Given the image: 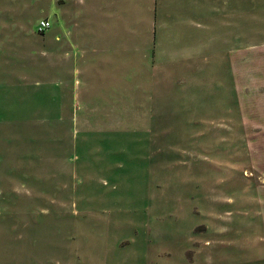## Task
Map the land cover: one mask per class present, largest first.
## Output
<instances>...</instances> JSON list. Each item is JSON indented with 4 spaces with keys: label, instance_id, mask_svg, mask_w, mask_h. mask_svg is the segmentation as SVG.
<instances>
[{
    "label": "rangeland",
    "instance_id": "374dc122",
    "mask_svg": "<svg viewBox=\"0 0 264 264\" xmlns=\"http://www.w3.org/2000/svg\"><path fill=\"white\" fill-rule=\"evenodd\" d=\"M262 46L264 0H0V264H264Z\"/></svg>",
    "mask_w": 264,
    "mask_h": 264
},
{
    "label": "crops",
    "instance_id": "0c3cea01",
    "mask_svg": "<svg viewBox=\"0 0 264 264\" xmlns=\"http://www.w3.org/2000/svg\"><path fill=\"white\" fill-rule=\"evenodd\" d=\"M105 30H88L87 29V96H91L94 101H91L87 98V108L91 110L93 109V112L95 114H111L116 115V109L114 106V101L116 104L117 94L114 95V92L117 90V84H121V90H122V83H123V77L121 75L117 74V59H111L110 61L107 59L106 55L105 57H101L98 59V67L96 68V71L92 70V65L88 61V54L89 51L97 49H102L107 47L108 44H104L101 37L106 36L107 34L104 33ZM47 37L45 40V43L47 46L53 47L56 44H61L62 47H65L67 45H72V47H75L73 43H76L74 40V29H62V30H51L49 29L46 31ZM113 46V45H112ZM135 46H137V50H140V42L135 43ZM261 50L264 48V46L259 47ZM95 51H98V50ZM103 51V50H102ZM105 52V51H104ZM260 62L256 65H249L247 69H249L250 73L255 69V74H258L260 76V83H264V53H261L259 55ZM116 65V68H112L109 72L104 74L99 69L102 65ZM147 81L148 84H151L153 87L157 80L155 78H148L145 79V82ZM158 82H162L163 84L166 83V77L161 78ZM153 103L151 102V105H149V108L154 112V100H156L155 96H151ZM165 98V97H164ZM260 101V111H259V117L260 119H263L262 126L264 127V95L261 94L260 98L257 102ZM259 104V103H258ZM92 105V106H91ZM247 104H245V118H244V125L246 128L247 120H248V110H247ZM153 114V113H152ZM114 121L111 123V126L106 128L105 131L109 133H117L118 131V121L117 119H113ZM252 124V119H250V125ZM153 126V127H152ZM150 130H155L156 126L155 124H152ZM37 234V232H36ZM37 236V235H36Z\"/></svg>",
    "mask_w": 264,
    "mask_h": 264
},
{
    "label": "built area",
    "instance_id": "2783aa9c",
    "mask_svg": "<svg viewBox=\"0 0 264 264\" xmlns=\"http://www.w3.org/2000/svg\"><path fill=\"white\" fill-rule=\"evenodd\" d=\"M50 26H51V22L50 21L43 20L39 24V31L40 32H45V31H47L50 28Z\"/></svg>",
    "mask_w": 264,
    "mask_h": 264
}]
</instances>
